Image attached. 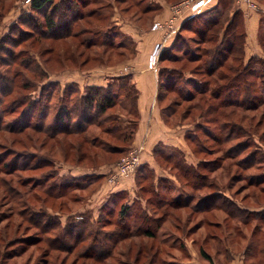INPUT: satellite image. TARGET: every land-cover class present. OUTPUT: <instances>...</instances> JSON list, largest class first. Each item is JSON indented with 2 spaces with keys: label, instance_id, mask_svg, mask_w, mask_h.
<instances>
[{
  "label": "rangeland",
  "instance_id": "374dc122",
  "mask_svg": "<svg viewBox=\"0 0 264 264\" xmlns=\"http://www.w3.org/2000/svg\"><path fill=\"white\" fill-rule=\"evenodd\" d=\"M26 1L0 0V262L42 264L50 251L46 259L50 264H264V215L257 213L264 210V23L257 30L247 27L248 17L240 11L230 38L234 41L242 29L245 35L237 37L223 73L236 76L232 67H237L245 76L232 85L217 73L207 76L195 70L200 62L170 61L171 55H197L204 48L211 55L212 46L198 44L194 32L201 22L215 19L219 7L211 14L201 9L196 13L200 21L177 32L182 20L194 15L189 6H180L186 0H86L90 5L85 9L79 5L70 13L61 7L53 16L59 26L51 36L67 31V19L84 14L82 10L87 16L97 10L93 18L86 16L72 27L78 38L50 40L41 28L43 12H33ZM256 1L264 8V0ZM163 3L171 4L170 15H164ZM247 4L258 12L256 3L255 8ZM156 5L161 8L152 13L139 12ZM228 17L226 12L222 25ZM163 56L167 58L162 60ZM183 64L181 78L166 74L180 72ZM171 77L185 94L205 81L211 82L212 90L216 85L226 87L219 98L239 106L226 109L233 119L224 133H237L242 144L246 132L251 138L246 141L251 148L239 157L242 165L223 159L213 139L205 137L199 115L215 102L210 92L200 103L198 97L173 107L176 95L166 92ZM137 83L145 86L141 99ZM67 84H77L80 94L88 92V84L110 85L113 91L126 84L128 92L122 91L116 105L102 116L106 121L101 129L91 125V114L66 123L73 129L87 126L84 134L50 137L47 131H23L28 124L36 129L52 125L53 105L45 111L46 104L52 95V104L68 95ZM151 85L156 99L148 95ZM11 87L12 93H4ZM25 99L31 107L22 105ZM150 103L157 105L152 137L161 136L170 145L159 142L144 155L140 138L145 118L151 116ZM112 125L116 134L132 133L127 141L106 138L118 146L117 153L85 141ZM18 129L23 132H13ZM191 135L201 136L203 142L195 145ZM249 155L254 157L245 163ZM141 157L149 163H142ZM135 159L137 164L128 167ZM251 179L257 187L249 185ZM8 183L16 206L8 203L3 189ZM188 199L191 203L184 206ZM46 222L51 235L45 234ZM54 235L64 249L47 247L45 241Z\"/></svg>",
  "mask_w": 264,
  "mask_h": 264
},
{
  "label": "trees",
  "instance_id": "16d2710c",
  "mask_svg": "<svg viewBox=\"0 0 264 264\" xmlns=\"http://www.w3.org/2000/svg\"><path fill=\"white\" fill-rule=\"evenodd\" d=\"M234 2H235V0H218L217 6H216V8H214V11H215L219 7L218 12H216L217 17L215 19H212V20H207V21L201 22L200 25L197 27V30H195V32H194L197 36L196 41H198V44H200V43L210 44L209 46H212L213 49H211L212 50L211 55L209 54V52H207V50L209 48H206V49L204 48V50L202 52H200L201 54H197V55L196 54L188 55L185 53L182 56L171 55L170 61H177V60L179 61V60H182V58H184V59H186V62L189 65L191 63L200 62L199 67L197 66V68L195 70L199 69L200 71L204 72L205 75H207V76H213L214 74L217 73V75L220 79H226V81L227 80L229 81L227 83H232V85L233 84L235 85L236 83L239 84V83L243 82L241 80V77H244L245 73H243L244 71L242 69H238L237 67H235V68L232 67V71H234L235 75L238 77H236V76L229 77V75L227 76V74L223 73L225 63L232 56L233 51L235 49V46H236L235 43L237 42V40H236L237 37L243 36V38H244V35H245L244 31L242 29V31H240L238 34H235L234 41H232L230 38L231 37V34H230L231 30L235 28V26H236L235 23L237 22L238 18L242 17V13L240 11L234 9V7H233ZM28 4L30 6V9L33 12H40V11L43 12L44 18H46V20H45L43 26H41V28L44 29L45 34L43 33V35L45 36V38L50 39V40H53V39L57 40L60 38H69V37L78 38L79 33L74 32L71 29L75 24H77L78 21L83 20L87 16V14L85 15L84 10H82L81 12H83L84 14H81V15L79 14V16L77 15V17L75 16L74 18H71L69 20L67 19V21L65 22L66 23L65 28H67V31L58 32L55 35L53 34L51 36L50 34L53 33L54 31H56L58 26H59V24L55 18H56V15L60 12L61 7H63V9H67L71 13V10L76 11L79 8V5L82 6L81 7L82 9H85L86 6L90 5V3L87 4L86 0H31ZM71 6H72V8H71ZM136 7H139V6H136ZM159 7L161 8V6H159V5H156L154 7V9L152 7L151 8L146 7L143 9L141 8V9H139V12H140V14H148V13L154 12V10L156 11L157 8H158L157 10H159ZM47 11L49 14H46ZM92 12H94V14H92V13L89 14L87 16L88 19L93 18V16L95 15V12H97V10H92ZM226 12L229 14V17L226 21H224V23L222 25V19H223ZM230 13H231V15H230ZM49 15H52V18ZM53 16H55V18H53ZM197 20L200 21L199 13L197 15L194 14L190 18L186 19V21L180 26V28H179L180 31L181 32L188 31L189 28L192 27ZM83 33L85 34V32H83ZM178 35L175 37V39L178 37ZM102 45L107 47V44H102ZM109 46L112 48H115V45L112 43ZM117 47H119V46H117ZM214 48H215V50H214ZM198 50H200V49H198ZM198 50H196V52H198ZM166 58H167L166 56H163L162 60H165ZM205 58H206V60H205ZM202 60H203V62H201ZM11 63L12 64L15 63V60H13ZM204 65H205V67H204ZM180 69H181L180 72L166 73V72L160 70L159 73H160V75H165V73H166L168 76L173 77V75H176V77H178V76L180 77L182 71L186 70L185 65L183 64V66H181ZM189 69H190V72H192V70H194V68H189ZM172 77L170 79V82H169V78L167 80V83L169 84V86H167L168 88H167L166 92L174 93L176 95L174 100L172 101L173 107L177 106L179 104V102L190 103L191 101H194L198 97L200 98L199 99V103H200V102H202L201 100L203 99L201 97L210 92L209 96L213 100H215V102L212 103V105H210L206 110L201 112V114L199 115L200 119L205 124V126H203L204 130L206 132L205 137L207 139H213L214 145H216L218 147V149L220 150V152L223 154L222 155L223 159H236V161H237L236 166L239 167L240 165H242L243 161L240 160L239 157H240L242 151H246L247 149L251 148V144H248V142H246L247 140H250L251 138L248 136L247 132L241 133V135H243L244 133H245L244 136L247 135L246 138L244 137L245 142L242 144L238 141V139H240V136L237 133H233V132L230 134L224 133V131L228 128V126H227L228 121L233 119L232 113L228 112L226 109L238 108V106H239L238 104L231 103V102H229V104H227L226 101L219 98V95L222 94L223 92H225L226 87H221V86L216 85V87L213 88L215 90H212L211 82L205 81L204 83L201 84L202 87L195 89L192 92V94H191V92L189 94H188V92H187V94H185L186 92L184 93L181 88H178L175 86L174 82H171ZM180 78H179V80H180ZM119 81H120V79H119ZM56 86L58 87V84L55 85V87ZM65 89H66V92L69 93L68 95H61L56 100V104H52V101L54 99V97L52 95L49 98L48 103L46 104L45 111L47 109H51V105H53L52 108H53L54 112L52 115L53 116L52 125L49 128H46V126H43L39 129H36V128H34V126H31L32 124L31 125L28 124L23 129V131H27L29 129L30 130L34 129V130H37L39 132L47 131L46 133L50 137H55L58 134H70V133H77V134L82 133V134H84L87 126L86 127L81 126V127H77L76 129H73V128H70L69 126L66 127L67 126L66 123L72 122L74 117H76V118L79 116L80 117H84V116L89 117L91 114L94 115L93 121L90 122L91 125H95L96 127L101 129L102 125L106 121V120L102 119V116L107 112L108 109H111L116 105V102H117L116 99L123 95L122 91L125 94L128 92V88H127L126 84L124 86H121V88H119V90H117V91L111 90L110 85H108L107 87L91 86V87L87 88L88 92H86L85 94H80V88L77 84H67L64 87V90ZM12 92H13V87H11L7 92H4V93L9 94ZM37 102H35V103H37ZM206 102H207V100H206ZM31 104L28 101V99H25L24 103H22V105H26L28 107H31ZM191 108H192V106L190 105L188 107V109L185 111L183 116H185ZM45 111H44V113H45ZM80 114H82V115H80ZM209 114L212 115L210 118H208ZM47 115L43 116L44 119H47ZM210 122H214L216 129H212L209 127V125L211 124ZM234 126L236 127V124H234ZM198 127H201V125H198ZM113 128H114V125L110 126V128H105L104 130H101L102 131L101 134L93 136V138L91 140H88L90 138H87V140H85V141L86 142L92 141L90 143L91 145L98 147L99 149H105L106 151L110 152L111 154L117 153L118 150H116L115 148L118 146H116L114 143H110V139H112L114 141H119L120 139H123V141H127L131 138L132 133H130L128 135L125 134L124 132L120 133V134H116L117 132H114V130H112ZM23 131L18 129V130L13 131V132L14 133H21ZM13 132L10 131L11 134ZM102 134H104L105 137H103ZM106 138H110V139L108 140ZM184 138H185V135H184ZM233 141H238V142H236L232 146V148H230L228 150L222 149V147H224V145L226 146L227 144H229ZM191 142L195 143V145L198 146L199 144H201L203 142V140L201 139V136L191 135ZM114 146H115V148H114ZM119 147H121V146H119ZM6 156L9 157L8 155H6ZM252 157H254V156L249 155L247 157V159L245 160V163H247L249 160H252ZM5 166H6V164H5ZM9 173H11V172L9 171ZM9 175H12V174H9ZM11 182L13 183V180ZM254 183H256V180L251 179L249 185L250 186L258 185L257 183H256V185H254ZM37 186H39V185H37ZM10 188L11 187H10L9 183H8V185L4 184L3 189L6 193V197H7V199H8V196L10 197V200L8 203L11 204V206H12V204H13V206H16L19 203H16L15 201H13V199H12L13 191ZM26 191H28V190H26ZM28 192H25L24 195L28 196L29 195V194H27ZM47 196H48V194H47ZM190 199H188V201H186L184 203V206H187L188 204L191 203ZM207 199H212V197L205 198V200L200 202V204L206 202ZM43 201H45V199ZM23 207H24V209H28L26 206H23ZM262 209L263 208H261V210ZM261 210H258L257 213H261L264 215V210H262V211ZM11 212H12V210H11ZM29 218L31 219L30 221L34 222L33 218H31L30 216H29ZM262 219L264 220V216H262ZM43 227L46 228L45 234H50V231H49L50 226L47 222L43 225ZM4 230H5V236H6L7 235L6 233L9 229L6 228ZM146 235L152 237V234H150V233H147ZM65 236H68V233H66ZM53 237H55V238H53V240L51 237V240L45 241L47 243V247L50 250L53 249L56 251H59L60 249L61 250L64 249V247H65V246H63L64 243H62L60 241V243L58 244V240L60 238L58 239L57 235H54ZM0 240H2V239L0 238ZM69 247H71V246H69ZM69 247H67V248H69ZM49 255H50V251L45 254V258L43 259L42 264H50V262L48 260H46L49 257ZM202 255L205 256L206 258L208 257V256H206L205 253ZM54 262H55V260H54ZM0 264H2V262H0ZM51 264H53V261H51Z\"/></svg>",
  "mask_w": 264,
  "mask_h": 264
},
{
  "label": "crops",
  "instance_id": "0c3cea01",
  "mask_svg": "<svg viewBox=\"0 0 264 264\" xmlns=\"http://www.w3.org/2000/svg\"><path fill=\"white\" fill-rule=\"evenodd\" d=\"M195 1H200V0H195ZM204 1H205V7H206V8L204 7V10L207 12H210V14H211L213 12L214 8H216V6H217L218 0H204ZM247 2L253 3L254 5H255V3L257 4L256 0H250V1L235 0V2H234L235 8L234 9H236L238 11H243L245 13V15L248 17L247 18L248 20L246 19V26L247 27L248 26L252 27V28L253 27L254 28L259 27L261 22L264 23V8H262L259 4H257L256 9L258 10V12H254V11L248 9L249 7H248ZM162 6L164 7V10H165L164 15H165V13H168V15H170L167 9L169 6H171V4H166V3L164 4L163 3ZM249 12H251V13H249ZM185 21L186 20H182V22L179 24V27ZM178 30H179V28H178ZM178 30H177V32H178ZM256 30H257V28H256ZM100 85H104V84H100ZM136 85H137L138 89L140 90V94H141L140 99H141V98H143L142 94L144 93V91H146L145 86H143V84H138V83ZM88 86H94V84H88ZM147 92L151 98L155 97V99H156L157 92H156V88L154 87V85L149 86V89L147 90ZM151 92H152V94H151ZM149 108H151L150 114L152 117L151 116L149 117L148 115L146 116L145 122H144L146 124V128L143 130L141 138H140L142 143H143L144 155H146L147 153H150L151 149L155 145L159 144V142H161L160 145H165V146L170 145L169 142H165L163 137H161V136H159V138L158 137H156V138L152 137V134H153L152 129H153V123H154V118H155L154 115L156 114V109H157L156 103H155V105L154 104L152 105V103H150ZM180 135L183 139L184 133L183 134L181 133ZM173 146H175V145H173ZM144 158L145 157H141V162L144 164L149 163L148 160H146V158L144 160Z\"/></svg>",
  "mask_w": 264,
  "mask_h": 264
},
{
  "label": "built area",
  "instance_id": "2783aa9c",
  "mask_svg": "<svg viewBox=\"0 0 264 264\" xmlns=\"http://www.w3.org/2000/svg\"><path fill=\"white\" fill-rule=\"evenodd\" d=\"M30 1L31 0H27L26 2L29 3ZM245 1H250V0H245ZM181 5L189 6V10H191L192 13L196 14L197 12H199L201 9H203L205 7V1L204 0H200V1L193 2L191 0L190 1L189 0H186V2H184V3L182 2L180 4V6ZM251 5L255 8V5L254 4H251ZM179 10L180 9L178 8L176 11L179 13L180 12ZM154 56H156L155 53H154ZM150 67H151V69H154L155 68L153 62L150 63ZM137 162H138V160L135 159L134 162H133V164H132V166L129 165L128 167H134L137 164Z\"/></svg>",
  "mask_w": 264,
  "mask_h": 264
}]
</instances>
